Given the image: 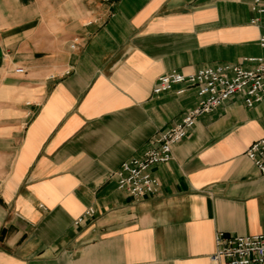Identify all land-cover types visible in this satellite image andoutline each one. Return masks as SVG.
Segmentation results:
<instances>
[{
	"label": "crops",
	"instance_id": "0c3cea01",
	"mask_svg": "<svg viewBox=\"0 0 264 264\" xmlns=\"http://www.w3.org/2000/svg\"><path fill=\"white\" fill-rule=\"evenodd\" d=\"M251 1L0 0V264H210L215 233L264 234L244 155L264 97L198 116L151 168L154 194L111 177L198 103L185 85L153 94L160 75L263 54Z\"/></svg>",
	"mask_w": 264,
	"mask_h": 264
},
{
	"label": "built area",
	"instance_id": "2783aa9c",
	"mask_svg": "<svg viewBox=\"0 0 264 264\" xmlns=\"http://www.w3.org/2000/svg\"><path fill=\"white\" fill-rule=\"evenodd\" d=\"M249 10L253 15L250 23L263 28L257 39L263 54L259 57H245L237 63L216 68L203 67L191 73L172 70L160 75L153 85V94L169 91L175 85H185L196 90L198 103L188 109L178 123L153 135L140 156L131 157L119 165L111 174L118 190L134 200L154 194L159 182L151 175V168L171 159L173 146L187 135L198 116L214 111L232 98H240L247 107L263 99L264 2L252 0ZM74 46L75 43L70 48ZM244 63H250V68H245ZM14 72L21 74L23 69L16 68ZM182 92L183 89H179L176 93ZM244 155L256 171L264 175V136L250 143ZM92 215L93 210L87 208L75 219L74 224L80 225ZM214 247L213 253L209 255L210 264H264V234L242 236L217 232L214 235Z\"/></svg>",
	"mask_w": 264,
	"mask_h": 264
}]
</instances>
